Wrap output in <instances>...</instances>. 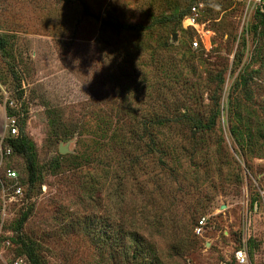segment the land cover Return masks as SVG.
<instances>
[{"label": "rangeland", "instance_id": "rangeland-1", "mask_svg": "<svg viewBox=\"0 0 264 264\" xmlns=\"http://www.w3.org/2000/svg\"><path fill=\"white\" fill-rule=\"evenodd\" d=\"M197 1L208 52L173 23L104 26L146 28L189 0H0V138L14 119L42 168L29 190L24 159H0V264L22 236L39 264H236L240 249L264 264V30L243 1ZM214 98L219 119L195 134Z\"/></svg>", "mask_w": 264, "mask_h": 264}, {"label": "trees", "instance_id": "trees-1", "mask_svg": "<svg viewBox=\"0 0 264 264\" xmlns=\"http://www.w3.org/2000/svg\"><path fill=\"white\" fill-rule=\"evenodd\" d=\"M197 2H198L197 0H189V2L184 7L180 8V10L170 13L168 16L160 17L159 19L152 22L146 28H143L142 26H139V25L127 27V26H122L120 24L110 22V21L105 22L104 26L111 27L117 30L132 31L135 34H139L142 30L152 31L153 27L155 26H161L165 24L169 25L173 23L174 26L171 27V30L173 32L176 30V27L181 26V23L184 17L188 16L190 8L193 5L198 4ZM253 17L258 19V24L253 26V29L255 30L258 27H260L264 30L263 15L260 14L256 10L253 14ZM186 30H191V29H186ZM189 45L191 47V43H189ZM5 46H6L5 40L2 38V36H0V50L4 51ZM221 73L223 72L221 71ZM221 73L218 76H216V82L219 88H222V85L224 82L223 75ZM151 117L152 119L147 118L145 122H143L142 124V128H143L142 137H146V138L148 137L149 139H150V136H152L151 132L155 128L161 127V125L165 121L163 120L162 116L160 117L158 115H153ZM219 117H220L219 103L217 104V100L214 98V111H212V113L206 120L200 117L195 118L194 120L192 119L193 121H195V128H194L195 134L212 130L213 127L215 126V121H217ZM153 142L154 141L150 140V143L148 142L147 144L148 147L151 149L154 148ZM5 145H8L9 147H11L12 155L17 154V155H20L24 159V165H23L22 172L24 173L23 176L25 178V184L28 185L29 190H32L39 181L42 182V168L35 163L33 156H31L30 154L32 150V146L30 145V142L27 140L26 137L22 135V131H21V134L18 135L17 137L8 136L5 140ZM118 168H120V166ZM18 176L20 179L19 173H18ZM21 180L23 179H20V181ZM40 182L39 184H41ZM27 216H28V213H23L21 217L19 218V223L20 224L24 223L27 220ZM20 224L16 227L15 231L18 232V229L20 228ZM17 239H18V243H20L21 245L20 247L21 249H19L20 256L16 259H19V258L23 259L27 264H39V248L37 247V245L31 242L29 239L25 238L24 236L17 237ZM15 244H17V242H15Z\"/></svg>", "mask_w": 264, "mask_h": 264}, {"label": "built area", "instance_id": "built-area-1", "mask_svg": "<svg viewBox=\"0 0 264 264\" xmlns=\"http://www.w3.org/2000/svg\"><path fill=\"white\" fill-rule=\"evenodd\" d=\"M237 1L240 2L243 1L246 3V7H245L246 12L253 11L254 14V12L257 10L264 17V0H237ZM201 9H202V4L193 5L189 10L188 16L184 17V19L182 20L181 26L184 30L191 29L196 35L197 39H194L191 42V47H190L191 50L193 51L202 50L204 52H208L212 47L210 40L211 32L209 30H206L199 21L201 18ZM6 128H7L6 137L8 136L17 137L19 135L18 128L14 119L9 120ZM11 152H12L11 147H9L8 145H4V138H0V159L9 156ZM5 177L7 181L13 183L10 193H8V199L10 202L16 201V199H18L23 195L21 188L17 186V182L19 179L18 173L15 170L9 169L6 171ZM259 204L264 209V192L259 193ZM204 224H205V219L202 218L198 222L199 226L197 227L196 231L200 232ZM234 260L236 264H248V258L245 253V250L240 249L234 252ZM10 264H26V262L23 259H16Z\"/></svg>", "mask_w": 264, "mask_h": 264}, {"label": "water", "instance_id": "water-1", "mask_svg": "<svg viewBox=\"0 0 264 264\" xmlns=\"http://www.w3.org/2000/svg\"><path fill=\"white\" fill-rule=\"evenodd\" d=\"M174 40L176 41V36H174ZM66 151L63 149V148H59V153L60 154H64ZM223 208H225V207H223Z\"/></svg>", "mask_w": 264, "mask_h": 264}]
</instances>
